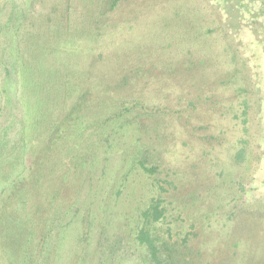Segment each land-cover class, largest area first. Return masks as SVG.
Returning a JSON list of instances; mask_svg holds the SVG:
<instances>
[{
    "label": "rangeland",
    "instance_id": "374dc122",
    "mask_svg": "<svg viewBox=\"0 0 264 264\" xmlns=\"http://www.w3.org/2000/svg\"><path fill=\"white\" fill-rule=\"evenodd\" d=\"M66 1L0 0V56L19 36L12 11L25 5L35 16L63 3L78 16L95 4ZM152 1L129 2L118 13L154 15L158 25L163 4H172L190 23L184 26L199 31L198 39L188 37L195 51H187L186 39L182 52L174 39L155 57L145 50L144 65L132 67L141 76L122 91L101 102L93 94L83 102L89 107L78 106L77 98L61 104L56 132L46 131L47 124L43 133L34 132L33 107L7 108L0 85V122L35 123L22 130L29 137L21 149H13L21 135L9 144L17 157L6 151L0 163V179L12 173L32 179L31 189L21 196L16 191L8 203L0 187V232L13 244L20 235L17 247L34 251L36 264H156L137 239L153 199L164 208L155 234L179 263L264 264V0H236L240 26L231 30L225 24L234 19L215 12L224 0H154L153 7ZM164 57L174 60L168 59L172 66ZM193 59L194 65L184 63ZM123 100L135 108L110 120ZM11 110L15 117L6 116ZM21 219L29 221L27 228Z\"/></svg>",
    "mask_w": 264,
    "mask_h": 264
},
{
    "label": "trees",
    "instance_id": "16d2710c",
    "mask_svg": "<svg viewBox=\"0 0 264 264\" xmlns=\"http://www.w3.org/2000/svg\"><path fill=\"white\" fill-rule=\"evenodd\" d=\"M67 1L71 3V0ZM232 1L224 0L221 8H215L217 13L220 9L219 14L221 16L223 10L226 16L234 19L231 23L225 24L230 30L234 28L236 23L238 24L241 18L238 16L237 9L239 7L236 9V0L233 3ZM31 2L32 0H27L26 3L29 5ZM93 2L95 4L92 8H88L87 11H83L78 16H74L70 7L63 3L55 4L50 10L45 8L44 12L35 16H29L26 12L27 6L24 5V7L12 11L8 16L9 19L15 17L19 21L18 30L22 26L25 28L21 32L17 30L19 36H12L9 42L11 47H8L0 56L1 91L4 94L7 93L5 98L7 108L16 107L20 110V104L25 102L33 107L30 114L31 119H37L36 127L33 128L34 132L43 133L44 124H47L45 126L46 131L56 132L55 128L61 126L60 121L62 120L61 114L59 115V108L69 99L77 98L78 106L82 104V107H89L83 102L87 103L86 100L93 94L97 95L101 102L112 91L116 89L122 91L125 85L141 76L139 70L141 65H144L141 61L143 57L141 54L145 50L147 52L144 55L155 57L157 53L165 52L170 41L174 39V42L178 43L176 50L182 52L181 50L186 47L181 44L180 40L186 39L188 41L187 51L190 53L195 51L196 44L192 43L194 41L188 37L196 34V39H198L199 31L191 30L193 27L184 26L190 23L182 22L181 12L176 10L172 4H163L162 8L165 10L161 13L163 16L161 18L162 23L157 25L156 22L159 18L157 17L156 20L154 15L143 19L142 13L129 18L121 15V12L118 13L129 2L135 5L136 0H94ZM230 3L232 4L229 5ZM153 4L154 0L150 5L153 7ZM195 10H200V6L198 5ZM24 19L29 20V22L26 23L25 21L23 25ZM139 25H143L142 28ZM170 26L180 27V30L174 31L173 27ZM129 30H133V32H129ZM7 36L9 38L11 32H8ZM164 59L168 67L172 66L168 60L171 58L164 57ZM184 63L194 65L196 60L184 61ZM132 67H138L139 70ZM128 68L132 69L129 70L131 74L124 72ZM19 87L21 90L17 89ZM119 94L122 93L119 92ZM138 103L136 101L134 104L137 105ZM15 104L18 105L14 106ZM133 108L135 107L131 106V101L123 100L120 108L113 107L111 109V115L108 118L110 120L119 118L124 115L125 111H130ZM9 112L11 114L6 115L7 117L15 114L12 110ZM24 119L22 120L23 123L19 118L17 120L13 118L12 122L7 125L0 122V163L7 160L8 156H4V154H8L6 151L9 152V157L13 159L17 157L14 150L21 149L20 147L26 143L29 134L25 135L24 133L32 128L29 123H32L33 126L35 123L27 122ZM164 119L169 120L170 118L165 117ZM19 135H21L19 140L22 144L14 145V150L9 151V144L12 143V140L18 139ZM32 140L30 139V143ZM32 146L35 147V145ZM33 156L35 157V155ZM35 165L34 159L33 167ZM147 170L151 169L147 168ZM19 174L14 175L12 173L5 180H3L4 178L0 179L5 203L11 201L16 193V196H21L26 190L31 189V177ZM17 178L20 181L14 183L17 185L16 190L12 184ZM40 180L41 176L36 181L39 182ZM44 189L45 185L42 182L38 187L39 193L43 194ZM27 198V196L24 197V199ZM39 206L41 207V205ZM24 213L27 216L30 214V211L26 210V206ZM9 215H11V211ZM163 216L164 208L161 206L160 200L153 199L149 207L142 213L143 225L138 231L137 239L146 246L153 263L181 264L176 255L165 253L163 242L155 234V224ZM26 220L21 219L25 228L29 222ZM32 238L34 239L33 236ZM11 239L12 237H9L8 232H0V264H36L34 251L27 253L28 247L25 250L17 247L18 245L21 246L19 243L20 235H17L13 240L15 244L10 241ZM21 251L27 254L23 256Z\"/></svg>",
    "mask_w": 264,
    "mask_h": 264
}]
</instances>
